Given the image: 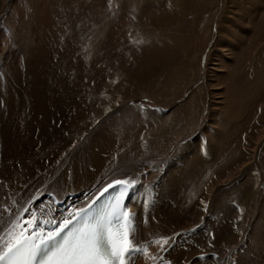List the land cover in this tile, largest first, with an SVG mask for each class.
<instances>
[{"label": "rangeland", "instance_id": "rangeland-1", "mask_svg": "<svg viewBox=\"0 0 264 264\" xmlns=\"http://www.w3.org/2000/svg\"><path fill=\"white\" fill-rule=\"evenodd\" d=\"M212 116L223 138L200 184L224 180L208 251L232 261L247 239L245 264H264V0H0V119L26 145L4 183L12 221L76 177L91 195L194 137L207 151Z\"/></svg>", "mask_w": 264, "mask_h": 264}, {"label": "bare ground", "instance_id": "bare-ground-1", "mask_svg": "<svg viewBox=\"0 0 264 264\" xmlns=\"http://www.w3.org/2000/svg\"><path fill=\"white\" fill-rule=\"evenodd\" d=\"M225 55L230 56L229 53ZM187 100L193 99L187 98ZM149 116L154 119L158 117L155 111H149ZM169 117H164L160 121L161 126L157 125L158 128L155 129L157 131L167 130L170 125ZM214 122L216 123L215 116H212L207 122V133H210L207 151H203L202 138L194 137V139L185 142L184 147L176 153L177 157L171 162L167 161V164L165 162L156 168L153 161H144L147 169L145 172L139 175L125 172L123 177L116 180L131 182L132 188L127 201V210L133 214L134 232L130 236V240L135 247L146 250L133 257L134 264H245L246 255L243 253V249L246 241L248 242L246 238L242 242L239 252H236L237 254L233 252L234 255H230L233 256L232 261H227L221 255L208 251L219 244L218 236L213 233L216 224L209 222L208 218H211V215L205 210L217 184L220 180H224L216 173L206 183V186L201 187L200 184L202 180L200 174L205 166L218 155L217 139L223 138L219 128L216 131ZM4 126V119H0V194L2 195L0 197V251L20 233V228L14 227L12 223L22 224L39 213H50L48 207L45 205L42 207V203L36 202L37 199H34L27 211V213L31 211L33 216L31 218L24 216L20 220L12 221L15 217V215L11 217L14 207L11 206L10 195L5 200L3 198V194H8L5 186L8 183L5 185L4 183L7 182L6 174L14 169L12 165L15 162L10 163V161H17L19 157H24L26 145L23 141L24 138L21 140L17 136H9L10 133H7L8 130ZM13 134L15 135V133ZM260 140L256 142L257 145L260 144ZM243 167L245 166H241V169L238 168V172H241ZM237 174L239 173L230 171L225 179ZM93 185L92 180L76 177L61 189L59 200L71 201L72 204H75L73 208L77 209V203L80 200H83L82 205H85L103 189L98 192L94 191L90 195L89 192L94 187ZM22 192L20 191V194ZM71 193L76 195L70 197ZM87 195H90L89 198H86ZM4 204L6 206L9 204L8 209L2 208ZM57 207L49 208V210L53 212ZM9 210L10 218L3 221ZM4 223L7 225L5 226ZM165 240L167 243L164 242ZM155 241H160V243ZM192 252L194 255H191Z\"/></svg>", "mask_w": 264, "mask_h": 264}, {"label": "snow or ice", "instance_id": "snow-or-ice-1", "mask_svg": "<svg viewBox=\"0 0 264 264\" xmlns=\"http://www.w3.org/2000/svg\"><path fill=\"white\" fill-rule=\"evenodd\" d=\"M126 185L128 181L118 180L103 189L100 197L110 190L118 188V191L97 216H89L87 209L78 210L73 217L56 224L47 235L42 229L40 233L33 231L25 235L28 229L18 222L15 227L21 231L0 252V264H134L133 257L146 250L135 247L130 240L134 227L133 214L124 202L125 194L129 193Z\"/></svg>", "mask_w": 264, "mask_h": 264}]
</instances>
